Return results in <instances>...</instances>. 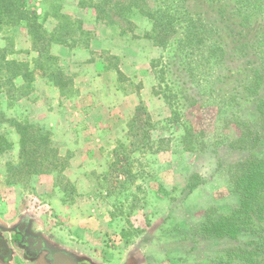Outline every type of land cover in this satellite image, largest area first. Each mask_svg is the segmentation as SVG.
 <instances>
[{
	"label": "rangeland",
	"instance_id": "1",
	"mask_svg": "<svg viewBox=\"0 0 264 264\" xmlns=\"http://www.w3.org/2000/svg\"><path fill=\"white\" fill-rule=\"evenodd\" d=\"M22 1L47 30L55 18V34L68 42L85 46L91 37L81 32L79 19H71L66 33L60 28L62 20L52 16L51 5L61 8L62 0ZM236 2L78 0L91 9L89 17L120 31L131 48L133 72L139 71H118V87L141 92L142 99L110 110V121L94 126L83 123L90 110L76 108L81 102L72 99L76 90L63 70V95L70 100L60 101L48 115L43 104L49 94L40 87L30 110L27 98L34 85L22 89L23 79L12 76L6 62L33 66L38 52L23 22L0 32V226L5 236L26 219L54 248L94 264H264V191L257 192L249 219L226 218L240 205L234 174L244 161L264 159V124L257 108L264 100V0ZM160 9L180 20L161 24L153 13ZM48 15L54 18L45 21ZM189 15L216 31L224 50L219 63L202 47L178 44L183 17ZM110 52L105 59L118 65L121 60ZM255 70L262 75L257 88L250 82ZM26 121L34 124V134L36 128L49 132L53 157L42 152L20 158L15 123ZM248 131L259 133L253 144L244 136Z\"/></svg>",
	"mask_w": 264,
	"mask_h": 264
},
{
	"label": "trees",
	"instance_id": "2",
	"mask_svg": "<svg viewBox=\"0 0 264 264\" xmlns=\"http://www.w3.org/2000/svg\"><path fill=\"white\" fill-rule=\"evenodd\" d=\"M242 1L243 0H237L236 4H243ZM80 6L82 5L80 4ZM51 7L52 16L62 20L60 28L66 33L72 26L71 18L61 12L60 5L52 4ZM153 13L160 16L161 24H171L173 20H180L179 17L162 9L155 10ZM183 18L185 23L182 24L181 37L177 39L178 44L182 47L186 46L188 49L191 48L187 46H191L192 44L197 45V48L202 47L205 49L207 56H212L213 61L219 63L224 56V50L215 38L216 31L214 28L205 24L199 18L190 15L184 16ZM22 22L25 24L27 34L31 38L32 49L38 52V57L33 60V66L24 61L7 60L6 65H11L9 71L13 74L12 76L21 77L23 79V84L21 85L22 89L26 90L30 83H32L34 75L38 73L48 77L50 81L60 88V93L63 95L64 83L61 81L63 75L62 68L58 64L57 57L50 53L49 47L52 43H60L72 47L76 45L77 42H68L64 36L56 35L55 31L58 30L56 27L52 31H48L44 28L40 16L36 12L30 10L22 0H0V32L5 27L17 26ZM80 30L84 35L88 34L87 31L84 32L81 28ZM90 38V36L85 38L83 42L85 46H88ZM151 64L154 67L156 66L155 62ZM261 78L262 75L260 72L255 70L250 81L253 88L258 87V82L260 83ZM24 93L27 92L25 91ZM257 108L260 112L261 121L264 124V100L259 101ZM33 126L34 124L27 121L15 123L16 130L19 133L20 158L22 160L33 159V157H37L42 152H50L51 157H53V146L51 145L49 132L36 128L38 132L34 134L32 131ZM244 136H249L248 142L253 144L259 138V133H251V131H248ZM2 141L10 145L5 138H3ZM234 185L240 191V205L233 212L232 216H226V218L234 220L239 215H243V217L249 219V213L252 209L257 192L264 191V159L256 162L249 160L244 161L241 168L234 174ZM228 223H230V221ZM226 226L225 224L222 228L225 229ZM214 229L215 228L210 227L208 231L213 232ZM224 234L229 233L226 231Z\"/></svg>",
	"mask_w": 264,
	"mask_h": 264
},
{
	"label": "crops",
	"instance_id": "3",
	"mask_svg": "<svg viewBox=\"0 0 264 264\" xmlns=\"http://www.w3.org/2000/svg\"><path fill=\"white\" fill-rule=\"evenodd\" d=\"M90 11V8L79 6L78 0H62L61 12L68 15L71 19L81 20L83 30L91 32L92 35L88 46L76 45L70 47L65 44L52 43L49 49L50 53L57 57L58 64L64 74L69 75L72 80V85L76 90L74 93L75 97L72 99L78 98L76 100L77 103L80 104L81 102L80 107L76 108L80 109L88 105L87 109L90 111L84 115L83 123L94 126L110 121V110L125 108L127 107L126 102L129 103L133 100L139 102L142 98L140 97L141 92L139 94L134 92L133 94L132 91L125 92L118 87V71L128 75L139 73V71L133 72L134 67H131L132 56L127 53V50L130 51L131 48L123 44L126 43V38L121 35L118 29L98 22L95 16L89 17ZM50 18L54 17L48 15L45 21H49ZM54 20L56 22L51 24L52 26L48 28V31H52L56 27L55 23H57V20L55 18ZM129 43L131 42L128 41L127 44L132 47V44ZM109 50L113 51L110 54L117 56L121 60L118 65L111 66L105 59ZM19 79L21 80V78ZM32 84L34 85L32 86L33 89L27 98L30 110L36 108V100L39 96L37 91L40 87L49 94L47 96L48 102L43 104L44 110L48 115L56 109L60 101L62 102L66 99V96L60 93V88L46 76L36 73ZM65 91L63 89V92ZM41 96L45 98V96ZM122 104H124V107ZM136 104L133 106L135 107ZM40 106L41 104H38L37 107L40 108ZM37 261L39 260H35L32 264ZM14 262L16 263V259H14ZM26 264L31 263L28 262Z\"/></svg>",
	"mask_w": 264,
	"mask_h": 264
},
{
	"label": "flooded vegetation",
	"instance_id": "4",
	"mask_svg": "<svg viewBox=\"0 0 264 264\" xmlns=\"http://www.w3.org/2000/svg\"><path fill=\"white\" fill-rule=\"evenodd\" d=\"M28 223V220H22L13 232L10 231L12 233L9 236H5L0 226V259L7 263L17 259L23 264H32L35 260L45 264H94L67 249L54 248L40 233L33 231ZM5 262L1 261L0 264H7Z\"/></svg>",
	"mask_w": 264,
	"mask_h": 264
},
{
	"label": "water",
	"instance_id": "5",
	"mask_svg": "<svg viewBox=\"0 0 264 264\" xmlns=\"http://www.w3.org/2000/svg\"><path fill=\"white\" fill-rule=\"evenodd\" d=\"M4 243V242H3Z\"/></svg>",
	"mask_w": 264,
	"mask_h": 264
}]
</instances>
